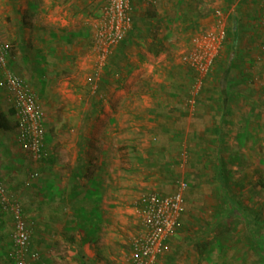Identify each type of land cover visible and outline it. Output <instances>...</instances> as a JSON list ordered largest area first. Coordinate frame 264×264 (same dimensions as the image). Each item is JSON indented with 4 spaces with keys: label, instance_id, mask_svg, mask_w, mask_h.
Segmentation results:
<instances>
[{
    "label": "rangeland",
    "instance_id": "rangeland-1",
    "mask_svg": "<svg viewBox=\"0 0 264 264\" xmlns=\"http://www.w3.org/2000/svg\"><path fill=\"white\" fill-rule=\"evenodd\" d=\"M105 8V0H0V44L9 49L8 68L46 114L41 159L22 147L17 130L11 136L25 151L27 189L37 193L47 187L50 172H59L60 156L70 165L76 150L64 155L61 141L78 134L84 175L99 172L104 184L109 180V187L122 192L111 216L130 233L111 264H127L132 243L143 234V198L173 195L180 184L187 185L181 227L156 264H264V227L227 209L216 180L222 148L232 190L264 219V24L257 2L135 1L131 14L138 22L115 46L104 39ZM234 19L241 30L235 52ZM19 21L40 30L21 31ZM12 47L26 50L17 58ZM30 47L41 55L50 50L49 61L38 60L43 65L33 76L27 68ZM211 58L204 75L191 65ZM226 90L227 102L221 97ZM224 113L221 142L217 130ZM0 182L9 189L3 177ZM21 190L12 189L10 196L30 225L25 209L32 197ZM13 231L12 215L0 203V264L16 262ZM28 261L47 264L41 258Z\"/></svg>",
    "mask_w": 264,
    "mask_h": 264
},
{
    "label": "crops",
    "instance_id": "crops-1",
    "mask_svg": "<svg viewBox=\"0 0 264 264\" xmlns=\"http://www.w3.org/2000/svg\"><path fill=\"white\" fill-rule=\"evenodd\" d=\"M30 12H34V9ZM16 26L21 31L25 28L29 32L40 30L36 23L19 21ZM239 33L241 36L240 27ZM12 49L18 53L17 58H20L21 51L24 52L26 47ZM49 51L45 49L43 50L45 55H41L38 47H30L29 52H32L33 58L28 60L27 68L32 76L38 73V64L49 61L46 59ZM40 59L42 62L38 61ZM2 78L3 74L0 71V80ZM30 80L27 78L28 83H31ZM5 92L0 89V120L3 118L5 126L11 129L5 130L0 127V177L6 180L10 195L12 189L13 191L22 189V192L27 191L32 197L28 204L26 201L25 209L32 220L30 224L32 249L39 252L42 262L47 264H111L112 260H117L118 251H122L120 244L127 238L125 232H129L128 227L118 226L115 216H111V213L118 209L115 199L122 192L109 187L107 184L109 180L104 184L99 172L91 174L90 177L84 175V159L79 156L76 149L83 145L84 141L80 140L78 134L73 141H61L64 155L67 149L76 150L70 165L68 157L60 156L62 161L59 160V172L56 174L50 172L47 187L37 193L33 190L29 192L25 185V173L29 166L23 155L25 151H21V146L19 147L17 141L11 138L17 130V122L16 125L13 123L15 114L11 98ZM14 135L16 138V134ZM122 223L125 224V221Z\"/></svg>",
    "mask_w": 264,
    "mask_h": 264
},
{
    "label": "built area",
    "instance_id": "built-area-1",
    "mask_svg": "<svg viewBox=\"0 0 264 264\" xmlns=\"http://www.w3.org/2000/svg\"><path fill=\"white\" fill-rule=\"evenodd\" d=\"M135 1L153 5L163 0H105L107 30L104 39L108 46L117 45L131 31L133 24L131 12ZM255 1L259 7L260 21L264 24V0ZM9 54L8 47L0 44V70L3 74V78L0 80V89L7 91L11 96L22 147L29 151L36 160H39L43 157L46 147V114L26 83L9 70ZM195 57L199 56L195 55ZM212 58L208 64L200 62L197 65L190 64L194 68L201 69L204 75L208 72ZM186 188L187 185L180 184L178 191L173 195L150 193L143 198L141 202L143 234L132 243L127 264L157 263L168 241L176 235L181 227ZM0 203L6 211L11 213L14 220L12 238L17 253L15 264H31L28 257L39 261L38 253L32 252L30 249L31 230L22 207L11 199L8 189L2 182H0Z\"/></svg>",
    "mask_w": 264,
    "mask_h": 264
},
{
    "label": "trees",
    "instance_id": "trees-1",
    "mask_svg": "<svg viewBox=\"0 0 264 264\" xmlns=\"http://www.w3.org/2000/svg\"><path fill=\"white\" fill-rule=\"evenodd\" d=\"M133 22L135 23V26L137 24V20L133 19ZM232 30H233V41L231 44V49L233 52L237 51L238 47H239V39H240V33H239V26H238V20L234 19L232 20ZM131 34V33H130ZM231 60V59H230ZM229 67V63H227L225 65V69L224 71L226 72L228 70ZM226 75V74H224ZM229 91L226 90L225 93H223V95L221 96L223 99L225 98L226 102L229 98ZM223 101V100H222ZM226 105V103L223 102V110L226 111L224 109V106ZM15 114V112H14ZM225 114V113H224ZM2 120H0V127H2L5 130L11 129L8 126H5V124L3 123V118H1ZM227 123V117L226 114L224 116H222L221 119V123L220 126L217 130V134H220V140H221V135L224 136L225 135V131H226V127L225 124ZM222 142V140H221ZM221 147V146H220ZM222 156V148L219 149L218 153H217V165L219 166V169L217 171V177L216 180L218 181V183L221 186V191H222V196L225 200V202L227 203L228 207L227 209L230 208H234L236 209L241 216H243V218H245L247 221L255 224L258 227H264V219L252 212L249 208H247L243 202L236 196V194L234 193V191L231 188V183L229 180V176L227 174V171H225L224 167H225V163L223 161Z\"/></svg>",
    "mask_w": 264,
    "mask_h": 264
}]
</instances>
